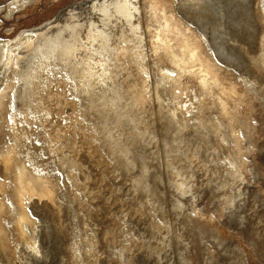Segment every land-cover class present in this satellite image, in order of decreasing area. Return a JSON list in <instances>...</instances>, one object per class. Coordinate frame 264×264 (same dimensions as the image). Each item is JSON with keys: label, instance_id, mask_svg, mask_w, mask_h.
Wrapping results in <instances>:
<instances>
[{"label": "rangeland", "instance_id": "obj_1", "mask_svg": "<svg viewBox=\"0 0 264 264\" xmlns=\"http://www.w3.org/2000/svg\"><path fill=\"white\" fill-rule=\"evenodd\" d=\"M117 1L0 0V147L56 145L20 207L0 157V264H264V0Z\"/></svg>", "mask_w": 264, "mask_h": 264}, {"label": "bare ground", "instance_id": "obj_2", "mask_svg": "<svg viewBox=\"0 0 264 264\" xmlns=\"http://www.w3.org/2000/svg\"><path fill=\"white\" fill-rule=\"evenodd\" d=\"M112 6L113 12L123 17L124 19L130 20V18L132 17L130 0H119L113 3ZM101 10L105 15L109 16V7H102ZM89 34L90 35L88 37V40L91 41V43H96L98 38L102 36L100 32H90ZM32 38L33 36L26 35L23 38V41L30 42ZM72 38L74 42H77L78 38L76 39L73 36ZM59 42V38H55L54 40H51L49 38L39 43L36 46V56H34V59L29 63L26 75H22V77L31 84L39 83L41 85H44L45 82L49 79L48 76L51 71L48 70L46 55H44L43 53L47 48H49L52 43L58 44ZM74 46V50H76L77 48L83 49L82 45H79V47H77L76 45ZM180 46L182 48H186V43L183 41V45L181 44ZM72 50H70V52H72ZM86 50H88V48ZM89 50H91L90 54L94 52V50H92L91 48H89ZM99 57L103 58V55H99ZM85 66L87 76L92 79L94 78V75H97V73L102 74L105 71H100L102 73L97 71L96 74H93L92 72L96 71V69L93 68L94 64L92 63L91 58L87 59V63H85ZM97 68H102V65H99ZM99 74L97 76L98 78H100L101 82L108 78L106 75L104 77ZM167 78L168 76L165 77V79ZM92 91L93 93H95V89ZM13 116L14 121H12L13 123L11 122L13 125L8 129L6 140L0 147V157L3 163L4 170H6L7 173L14 179L13 188L14 192H16L17 195L16 202L20 207L24 204L23 200L25 197H27L26 195H34L38 198L51 197V190L49 189L47 182L45 180H42V176L40 174H36L38 171L35 173L34 169L31 166L34 162H37L42 158L43 152L52 151L54 147H56V145L52 146L47 142L39 144L35 141L32 133H29L30 131H32L33 126H35L38 122V118L35 116L29 106L25 108L24 115L18 116L15 114ZM40 140L42 141L41 138ZM25 217L26 215L22 212L20 214V219L17 222V227L22 228L21 221H27Z\"/></svg>", "mask_w": 264, "mask_h": 264}]
</instances>
